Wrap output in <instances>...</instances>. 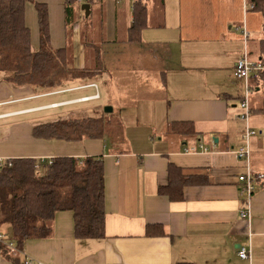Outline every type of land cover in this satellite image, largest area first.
<instances>
[{"label":"crops","instance_id":"crops-1","mask_svg":"<svg viewBox=\"0 0 264 264\" xmlns=\"http://www.w3.org/2000/svg\"><path fill=\"white\" fill-rule=\"evenodd\" d=\"M135 1L26 3L31 49L39 46L36 2L46 8L50 46L65 49L66 68L92 71L83 78L66 76L53 88L15 85L0 74V161L33 158L43 164L55 157H102L104 237L76 238L73 214L59 211L46 237L26 240L16 262L0 254V264H21L23 254L43 264H264V178L249 205L238 194L237 180L247 167L264 173V137L259 132L251 138L247 162L234 155L244 129L235 103L241 84L231 86L222 76L232 74L242 53L257 57L263 17L246 11L244 0H142L145 25L139 40L131 41ZM84 2L87 16L80 8ZM240 23L249 31L247 40L235 29ZM164 26L168 34L162 38L149 32ZM135 76L148 85L144 89L152 99L156 90L164 92L157 101L164 111L159 144L145 135L138 144L120 130L75 141L34 136L40 124L106 118L101 99L106 93L117 92L119 98L138 93L139 84L125 83ZM133 105L120 102L117 111L119 123L136 130L152 119ZM180 122L192 124L194 136L171 129ZM199 144L207 149L184 151ZM171 166L183 176L176 199L158 192L178 175L175 169L170 177ZM243 209L248 218L240 216ZM151 224L161 229L148 234ZM240 245L249 247L247 259L238 256Z\"/></svg>","mask_w":264,"mask_h":264},{"label":"trees","instance_id":"trees-1","mask_svg":"<svg viewBox=\"0 0 264 264\" xmlns=\"http://www.w3.org/2000/svg\"><path fill=\"white\" fill-rule=\"evenodd\" d=\"M31 1L0 0V74L3 78L15 85L53 88L61 85L66 76L83 78L91 73L90 69L66 68L65 49L50 46L46 8L36 2L39 46L36 50L31 49L30 31L24 17L25 5ZM244 2L247 4L246 11H258L263 17V36L257 41V57L251 59L248 54L247 57L264 61V0ZM146 13V3L136 0L132 8L133 22L129 29V40H139ZM241 25L235 24V28ZM250 83L254 91L263 90L264 93V71L253 73ZM260 110L264 111V94ZM110 124L103 117L63 119L37 125L33 128V134L67 141L99 138L115 135L112 133L115 130L119 132L118 128ZM171 129H179L177 132L185 137L195 134L193 125L185 122L174 123ZM175 169L170 167V177ZM176 171L179 173L174 176V180L170 179L158 191L174 199L181 196L179 187L183 178L181 171ZM59 211H70L73 214L76 238L104 237L102 157H55L43 164L33 158H11L0 162V232L7 241H12L22 249L26 240L46 237L50 231V222ZM156 228L160 227L156 224L147 225V233L153 234L152 230ZM0 254L11 261H18L17 254L9 253L1 241Z\"/></svg>","mask_w":264,"mask_h":264},{"label":"rangeland","instance_id":"rangeland-1","mask_svg":"<svg viewBox=\"0 0 264 264\" xmlns=\"http://www.w3.org/2000/svg\"><path fill=\"white\" fill-rule=\"evenodd\" d=\"M157 20L158 17H157ZM168 25V23L166 24ZM150 34L158 37V38H162V36L167 33L168 34V26H164V27H159V28H150ZM166 39V38H164ZM158 47L160 49L163 50L164 45L163 44H159ZM233 71V70H232ZM132 75V74H131ZM223 77H225L224 79L226 81H230V85L232 86L233 82L235 81H239V83L241 84V86H239V92L242 95L243 92V86L241 83V80L235 78L233 76V73H224L222 74ZM157 77H159L161 79V76L158 75ZM140 79H143V77H139ZM128 80L125 81L126 84H132L134 85L139 84V87H135L136 89H141L140 91H137L138 93H132L129 95H124L122 98L118 97L117 92L112 93V94H105L104 98L101 99V103H102V109H103V113L105 114V117L107 120L110 121V126L115 127V128H119L120 133L121 134H125V135H129L131 137H127V139L129 140H136L137 143H141L142 141V137L141 135H145L148 138L151 136V138L153 139V142H156L157 144H159V137L160 134L163 130L164 127V118H163V104L162 103H157V101L160 100V96H162L164 94V92L159 93V91H155V96L152 99L153 94L150 93L149 90L144 89V86H148L147 84L144 85L143 82H137L138 77H127ZM157 81H159V79L157 78ZM166 87H168V85H166ZM238 92V93H239ZM263 90L260 91H254L251 95L250 98V106H251V111H250V116H249V125L252 128H255L256 131L259 133V136H263L264 137V111L260 110L261 107V102H262V97H263ZM167 95V94H165ZM240 95V97H241ZM120 102H126V104H137V108L139 112L145 111V114L147 116V119H152L151 122L147 123V124H138V129L135 130L134 127H130L129 126H123L119 123L120 120V112L117 111V106L119 105ZM235 103H237V105L240 104V98L238 100V102L236 101ZM105 104V105H104ZM133 105V106H134ZM105 107H111V111H105ZM158 116V117H157ZM123 127H124V131H123ZM142 127V128H140ZM164 132V130H163ZM133 134V135H131ZM143 142V141H142ZM4 227V226H3ZM20 254H17V256H19ZM21 257V256H20Z\"/></svg>","mask_w":264,"mask_h":264},{"label":"built area","instance_id":"built-area-1","mask_svg":"<svg viewBox=\"0 0 264 264\" xmlns=\"http://www.w3.org/2000/svg\"><path fill=\"white\" fill-rule=\"evenodd\" d=\"M66 1L76 2L77 4H79L84 0H66ZM244 8L245 9L247 8V4L245 2H244ZM235 29L241 33L244 40L248 39L249 31L244 24H242L241 26H236ZM263 71H264V61L261 60L260 58L256 60H251L247 57L246 52H244L242 56H240L235 61L232 71L233 76L241 80L243 86V92L239 104L238 118L244 122V129L240 136L241 145L238 148L233 149L232 152L238 159H244L246 160V162L248 161L250 155V140L252 137L258 135L256 129L252 128L249 125V116L251 111L250 98L252 93L254 92L253 86L250 83V78L252 77L253 73H258ZM206 149L207 147L203 146L202 144H199L197 146L185 148L184 151L195 152L197 150H206ZM263 178H264V173L252 171L249 167H247L244 172H242L237 176V180L240 183L238 188V194L241 197H244L248 205L251 199V195L253 194L256 188L257 182H259ZM240 216L242 218H248L249 217L248 209L241 210ZM0 241L3 244H5L9 253L13 255L23 253L22 249L18 248L12 241H7L3 233L1 232H0ZM237 254L240 258L247 259L249 257V247L244 245L238 246ZM21 264H43V263L40 261H36L35 259L23 254V258L21 259Z\"/></svg>","mask_w":264,"mask_h":264},{"label":"water","instance_id":"water-1","mask_svg":"<svg viewBox=\"0 0 264 264\" xmlns=\"http://www.w3.org/2000/svg\"><path fill=\"white\" fill-rule=\"evenodd\" d=\"M80 8L84 11L85 16L89 13V4L87 2H84L81 4ZM105 111H111V107H105Z\"/></svg>","mask_w":264,"mask_h":264}]
</instances>
